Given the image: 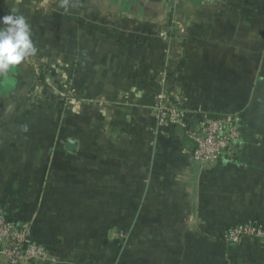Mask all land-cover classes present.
Wrapping results in <instances>:
<instances>
[{"label": "crops", "instance_id": "crops-1", "mask_svg": "<svg viewBox=\"0 0 264 264\" xmlns=\"http://www.w3.org/2000/svg\"><path fill=\"white\" fill-rule=\"evenodd\" d=\"M6 15L36 52L0 74V205L54 252L35 264H264L263 239L219 238L264 220L256 96L236 79L264 0H0ZM161 92L193 122L241 112L236 151L200 167L185 127L158 125Z\"/></svg>", "mask_w": 264, "mask_h": 264}, {"label": "built area", "instance_id": "built-area-1", "mask_svg": "<svg viewBox=\"0 0 264 264\" xmlns=\"http://www.w3.org/2000/svg\"><path fill=\"white\" fill-rule=\"evenodd\" d=\"M153 110L160 128L185 127L195 145L192 157L209 169L237 149L242 118L236 113L211 115L201 112L193 122L186 108L167 102L165 92L159 94ZM220 236L227 243L237 244L247 236L264 238V228L249 220L226 227ZM46 260L55 259L43 245L33 240L31 222L18 225L8 220L0 205V264H34Z\"/></svg>", "mask_w": 264, "mask_h": 264}, {"label": "rangeland", "instance_id": "rangeland-1", "mask_svg": "<svg viewBox=\"0 0 264 264\" xmlns=\"http://www.w3.org/2000/svg\"><path fill=\"white\" fill-rule=\"evenodd\" d=\"M239 42L240 43L238 44V46H240L241 48L240 53H243L245 56H248L249 58V60L246 63H244V68L248 69L249 70L248 72H250L251 75L236 77V79H238L243 85L246 83H251V98L253 96H256L255 98L256 100L254 99L255 100L254 102L251 101V128H250L251 149L260 150L263 154L264 153V28L263 29L257 27L252 28L251 40H239ZM245 69L244 71H246ZM235 113L241 116L240 114L241 112H235ZM226 114H233V113H226ZM241 123H242V119H241ZM256 191H255V195H256ZM260 192L264 194V189H261ZM263 197H260V200L262 199V201H264ZM258 207L259 208L261 207L264 210V203L263 205ZM249 220L255 221L264 228V220L261 221L259 216L257 217V215H253ZM249 220H244L234 224H229L226 225L225 228ZM31 224L33 229V223ZM245 238L264 240V238L249 237V236ZM245 238H243L239 243H241ZM81 239L84 238L82 237ZM45 249L47 250L49 256L55 259L54 252L47 247H45Z\"/></svg>", "mask_w": 264, "mask_h": 264}, {"label": "clouds", "instance_id": "clouds-1", "mask_svg": "<svg viewBox=\"0 0 264 264\" xmlns=\"http://www.w3.org/2000/svg\"><path fill=\"white\" fill-rule=\"evenodd\" d=\"M0 74L20 64L36 52L31 40V28L22 15L0 17Z\"/></svg>", "mask_w": 264, "mask_h": 264}, {"label": "water", "instance_id": "water-1", "mask_svg": "<svg viewBox=\"0 0 264 264\" xmlns=\"http://www.w3.org/2000/svg\"><path fill=\"white\" fill-rule=\"evenodd\" d=\"M77 146V141L73 140V139H68L67 140V144H66V148L68 150H75ZM198 165L201 167L202 163L201 161H198Z\"/></svg>", "mask_w": 264, "mask_h": 264}, {"label": "trees", "instance_id": "trees-1", "mask_svg": "<svg viewBox=\"0 0 264 264\" xmlns=\"http://www.w3.org/2000/svg\"><path fill=\"white\" fill-rule=\"evenodd\" d=\"M32 238H33V240L36 241V239H35L34 236H33V229H32ZM219 238H220L221 240H223L221 236H219ZM44 246L47 247L46 245H44ZM34 264H35V263H34Z\"/></svg>", "mask_w": 264, "mask_h": 264}]
</instances>
